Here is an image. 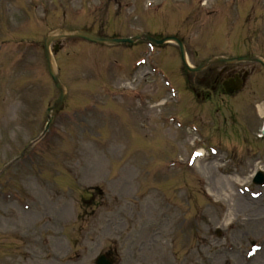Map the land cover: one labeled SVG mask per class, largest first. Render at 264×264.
I'll return each mask as SVG.
<instances>
[{
  "label": "rangeland",
  "instance_id": "obj_1",
  "mask_svg": "<svg viewBox=\"0 0 264 264\" xmlns=\"http://www.w3.org/2000/svg\"><path fill=\"white\" fill-rule=\"evenodd\" d=\"M130 1L0 0V43L12 41V45L7 48L0 44V141L4 144L0 148L4 159L8 161L16 157L22 148L39 137L44 128L46 109L58 97V91L52 87L47 74L43 52L40 48L33 49V45H24L21 38L42 43L52 29L81 26L107 35L127 32L126 27L132 28L131 25L143 26L141 22L126 25V21L134 19L135 13H140L125 5ZM237 1L135 0L141 8L143 5L146 7L147 3L155 7L166 4L167 7L158 16L163 18L166 14L171 15L174 23L164 30L165 35L171 31L180 33L182 37L188 27L192 28L194 36L184 37L189 42V58L193 65L214 53H244L250 50L264 55V0ZM115 14L119 17L112 21ZM135 33L131 29L130 34ZM16 39L19 42H14ZM116 49L117 46L102 47L80 40H64L61 51L55 57L59 76L68 94L56 121L57 135L46 140L53 143L44 146L48 147L47 151L37 160L33 170H41L46 176L54 178L58 173L53 172L62 163L66 172L71 174L70 178L67 177L68 182L78 176L77 181L85 187H74V183L70 182L72 188L68 192L66 205L59 206L58 218L63 219L62 225L67 224L63 236H54L50 240V247H46L44 238L46 235L51 236L52 232H45V229L51 228L58 233L61 230L57 219V222L49 220L47 223L42 218L37 222V216L33 215L20 223L16 213L9 211L7 214L5 210L4 218L12 219L7 221L8 228L15 230L21 237L23 234L29 236V255L38 260L36 264H95L100 254L109 251L118 264H264V195L255 198L247 191L239 194V184L235 182L245 180L241 185L250 186L254 192H263V189L251 185V178L256 170L264 171V162L248 163L247 160L242 163L234 160L237 164H228L225 175L220 174L217 163L221 165L225 156L231 157L232 154L243 160L240 154L245 147L235 148L234 142L231 144L230 139L225 140L226 135L221 139L214 131L209 134L208 127L212 129V121L206 110V116L201 120L203 129L197 128L198 132L178 130L169 124L157 126L162 123L159 113L162 111L164 117H168L172 106L169 103L167 106L157 105L168 96L164 92L160 70L176 63L171 60L177 54L176 50L167 48L161 56L159 51H152L147 46H142L137 54V50L133 49ZM132 52L135 54L131 56ZM142 56L150 57V62L136 70L131 69L126 73L122 68L117 71L112 69L113 65L119 64L120 59L128 70L131 59ZM152 68L156 70V76L150 73ZM260 84L264 91L263 78ZM140 87L145 99L142 110L140 97L131 94L132 89L137 92ZM263 99V94H260L255 101L258 103ZM226 100L230 102L229 107H234L231 110L235 116L241 110L239 101ZM210 107L207 105L206 109L209 111ZM217 115L214 125L224 126L227 133V127L232 128L231 138L238 139L240 127L226 122L229 111ZM141 118L148 126L149 136H155L156 127L162 132L161 140L170 144L164 146L165 150L158 146L157 141L153 143L138 131L129 130L131 122L133 128L139 129ZM195 133L201 134L204 140L211 139V144H224L217 148L219 154H210L209 158L190 171L180 166L184 170L179 171L180 174L158 178L153 193L138 191L142 193L141 196L138 194L136 200L118 209L121 202L116 199L115 193L123 188L128 191L140 185L143 176L146 177L140 174L137 157L142 151L139 149H147L151 144L154 148L152 155L160 159L158 164L175 157L188 165L192 143L198 140ZM159 135L160 132L156 134ZM122 154L128 158L122 166L126 169L121 172L124 178L120 185L115 182L110 185L106 183L109 180L108 170L114 164L115 168L119 166L118 159ZM147 162H142L140 166L152 174L156 167L144 166ZM28 171L31 170L20 171L24 172V182L29 178ZM220 179L227 181L225 189ZM98 183L103 187L100 188L102 193L104 191L110 199L115 198V208L109 212V216L93 222L90 216L96 215V211L89 206L83 208L80 196ZM177 183H183V188L173 191ZM66 184L67 181L64 182ZM30 186V195L42 198L45 207L53 213L55 207L45 202L46 198L53 197L50 193L53 186L41 180L38 187L35 182ZM133 189L135 192L136 189ZM166 200L172 205L175 200L178 207L172 208V205L164 202ZM152 203L169 210L155 208ZM188 207L189 213L186 214ZM218 231L221 237H218ZM73 255L77 257L71 258ZM78 256L81 257L79 262Z\"/></svg>",
  "mask_w": 264,
  "mask_h": 264
},
{
  "label": "flooded vegetation",
  "instance_id": "obj_2",
  "mask_svg": "<svg viewBox=\"0 0 264 264\" xmlns=\"http://www.w3.org/2000/svg\"><path fill=\"white\" fill-rule=\"evenodd\" d=\"M225 70H223L224 72ZM217 71L212 69L210 70L203 79L199 82V85H201L206 90H203V93L207 92V96L218 94L220 92V81L219 77H216ZM215 84H218L215 86Z\"/></svg>",
  "mask_w": 264,
  "mask_h": 264
},
{
  "label": "water",
  "instance_id": "obj_3",
  "mask_svg": "<svg viewBox=\"0 0 264 264\" xmlns=\"http://www.w3.org/2000/svg\"><path fill=\"white\" fill-rule=\"evenodd\" d=\"M86 38H89V39H91V40H94V41H98V39L97 38H95V37H93V36H89V35H84ZM182 54H183V57H184V52L182 51ZM50 69L52 70V68H51V65H50ZM51 73H52V75H53V77H54V79H55V83L57 84V86L60 88V90H61V99H60V101L62 100V98H63V96H64V91H63V88L59 85V83H58V81H57V79H56V77H55V75H54V73L51 71ZM59 101V102H60Z\"/></svg>",
  "mask_w": 264,
  "mask_h": 264
},
{
  "label": "bare ground",
  "instance_id": "obj_4",
  "mask_svg": "<svg viewBox=\"0 0 264 264\" xmlns=\"http://www.w3.org/2000/svg\"><path fill=\"white\" fill-rule=\"evenodd\" d=\"M220 181H223L222 182V186H224V187H222V188H226V184H227V181L225 180V179H220ZM240 206V205H239Z\"/></svg>",
  "mask_w": 264,
  "mask_h": 264
}]
</instances>
